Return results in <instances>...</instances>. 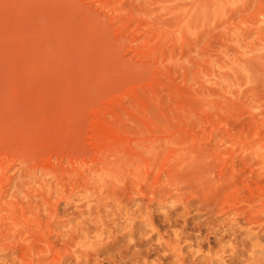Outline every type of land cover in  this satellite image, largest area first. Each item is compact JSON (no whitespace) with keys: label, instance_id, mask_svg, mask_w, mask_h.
<instances>
[{"label":"rangeland","instance_id":"1","mask_svg":"<svg viewBox=\"0 0 264 264\" xmlns=\"http://www.w3.org/2000/svg\"><path fill=\"white\" fill-rule=\"evenodd\" d=\"M0 264H264V0H0Z\"/></svg>","mask_w":264,"mask_h":264}]
</instances>
